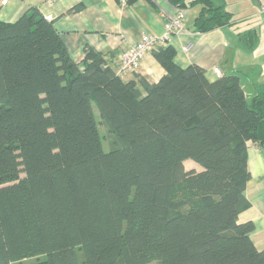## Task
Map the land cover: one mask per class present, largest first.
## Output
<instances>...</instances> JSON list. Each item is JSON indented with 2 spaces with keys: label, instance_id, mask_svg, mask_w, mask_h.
Instances as JSON below:
<instances>
[{
  "label": "trees",
  "instance_id": "obj_1",
  "mask_svg": "<svg viewBox=\"0 0 264 264\" xmlns=\"http://www.w3.org/2000/svg\"><path fill=\"white\" fill-rule=\"evenodd\" d=\"M171 1L200 6L198 32L231 21L219 0ZM240 39L252 49L257 33ZM83 52L76 62L36 8L0 20V264H264L238 220L264 81H210L168 43L151 50L154 82Z\"/></svg>",
  "mask_w": 264,
  "mask_h": 264
},
{
  "label": "crops",
  "instance_id": "obj_2",
  "mask_svg": "<svg viewBox=\"0 0 264 264\" xmlns=\"http://www.w3.org/2000/svg\"><path fill=\"white\" fill-rule=\"evenodd\" d=\"M219 1L231 13V21L205 32L193 28L199 5L180 7L171 0H7L5 4L0 0V20L15 21L36 8L52 22L76 62L88 45L102 52L106 64L117 71L121 52L132 47L143 32L160 37L164 22L181 10L185 16L182 28L160 43L174 47L175 62L180 67L197 64L210 81L224 73L236 74L243 87L252 91L255 83L264 81V0ZM249 30L257 33L252 49L244 47L240 39ZM136 71L149 82L165 73L151 51L141 58ZM247 168L250 178L244 195L249 205L238 220L253 223L251 240L264 250V147L251 141L247 142Z\"/></svg>",
  "mask_w": 264,
  "mask_h": 264
},
{
  "label": "built area",
  "instance_id": "obj_3",
  "mask_svg": "<svg viewBox=\"0 0 264 264\" xmlns=\"http://www.w3.org/2000/svg\"><path fill=\"white\" fill-rule=\"evenodd\" d=\"M6 1L7 0H1L3 4H5ZM184 17V12L181 10L173 13L170 18L164 22L163 34L160 37H155L148 32H143L138 41L132 47L121 52L119 56L120 64L117 72L120 74L137 70L140 60L145 53L150 52L157 45L167 40L170 35L176 33L182 28ZM213 69L218 71L217 67H214Z\"/></svg>",
  "mask_w": 264,
  "mask_h": 264
},
{
  "label": "rangeland",
  "instance_id": "obj_4",
  "mask_svg": "<svg viewBox=\"0 0 264 264\" xmlns=\"http://www.w3.org/2000/svg\"><path fill=\"white\" fill-rule=\"evenodd\" d=\"M94 110H95V114L97 115V111H96L95 107H94ZM99 130H100V133L102 135H104L106 133L105 129L102 126H99ZM103 144H104L105 147L108 146V143H107L106 139L103 140ZM183 163H184L185 169H190V168H194L195 170H200L201 169V167L196 162H194L191 159L190 160H185Z\"/></svg>",
  "mask_w": 264,
  "mask_h": 264
}]
</instances>
